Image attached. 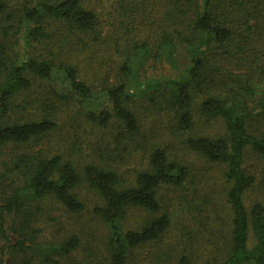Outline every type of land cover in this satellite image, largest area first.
Here are the masks:
<instances>
[{"label": "trees", "instance_id": "1", "mask_svg": "<svg viewBox=\"0 0 264 264\" xmlns=\"http://www.w3.org/2000/svg\"><path fill=\"white\" fill-rule=\"evenodd\" d=\"M145 4L146 0H119V17L124 20L119 27L113 26L115 41L112 44H108L98 30L100 14L92 6V0H36L14 12H9L7 3L0 0V31L7 35L8 28L12 30L15 24H22L27 48L32 43L41 44L53 52L62 45L77 51L80 43L81 51L97 49L100 53L104 44L105 47L115 45L126 52L123 75L134 76L143 68L151 53L148 41L139 39L138 36L143 33L136 28L140 24L139 16H145L141 12ZM3 17L12 25L4 26L1 23ZM48 20L67 26V34L78 35L81 42H69V36L65 39L67 44L65 40L57 41L54 34L43 27ZM142 22L154 31L157 47L172 69L179 71L176 57L179 50L185 47L191 53V65L175 79L146 82L135 79L131 84L127 82L106 87L107 101L112 110L87 114L86 117L103 128L114 122L125 134L138 136V119L126 103L131 101V86L142 84L165 98L168 110L175 112L179 119L177 128L187 132L193 129L191 108L194 91L198 89L204 97L200 112L209 118L222 119L225 126V133L218 137H190L185 142L191 151L208 162L225 166V176L231 183L227 193V203L232 212L231 252L219 264H264V204L255 203L250 211L246 207L244 196L254 185L255 177L243 168L248 145L264 155V136L251 135L247 127V118L252 111H249L245 101L255 95V88L249 85L244 90L248 99L241 97L243 87L237 88L242 74L264 75V1L167 0L163 17L156 20L143 17ZM121 36L126 46L118 44ZM83 37L87 41L84 42ZM233 71H238V74H233ZM80 73L76 64L59 63L54 58L27 55L22 60H5L0 57V151L4 145L28 144L57 128L56 121L47 116L37 120L12 119L16 111L20 112V108L14 105L15 99L21 92L31 89L32 78L50 81L60 76L62 85L70 93L90 102L93 90ZM51 95L57 99H68L54 92ZM149 165V171L138 174L135 186L123 187L120 176L112 169L90 164L79 170L74 163L64 161L59 155L19 157L15 171L21 173L24 182L0 205V235L5 241L2 250L10 248L25 253L31 249L22 236L25 231L32 230V217L25 212L30 202L54 196L69 212L82 213L85 206L74 190L86 183L103 200V205L94 208V214L110 231V264H128L132 250L162 238L170 219L166 214L154 217L139 230H125L122 223L133 211L159 213V190L163 186H182L191 175L188 166L171 160L164 148L153 145ZM9 215L22 216L21 226L16 229L22 237L19 241L11 240L6 233V217ZM250 232L256 240L254 249L249 247ZM79 244L78 237L72 236L62 244L58 253L69 255ZM0 264H4L2 258ZM177 264H192L190 255L183 253Z\"/></svg>", "mask_w": 264, "mask_h": 264}, {"label": "rangeland", "instance_id": "2", "mask_svg": "<svg viewBox=\"0 0 264 264\" xmlns=\"http://www.w3.org/2000/svg\"><path fill=\"white\" fill-rule=\"evenodd\" d=\"M4 1L9 12L36 2ZM92 6L100 14L98 30L102 37L108 44L114 43L113 26L119 27L124 20L119 17V0H92ZM166 10L167 0H146V4L142 6L141 12L145 16H139L140 24L136 28L143 33L138 36L139 39L148 41L151 53L143 68L134 76L122 73V67L126 63L125 49H117L115 45L105 47L104 44L100 53H97V49L81 51V39L78 35L69 36L67 26L55 20H48L43 27L52 32L57 41L69 36V42L79 43L77 51L68 45L56 48V52L34 43L27 48L22 24H15L12 30L8 28L7 35L0 31V57L5 60H22L27 55L38 58L44 56L54 58L59 63H74L81 70V78L94 93L90 102L78 99V96L62 85V78L59 76V79L50 81L32 78L31 89L16 97L14 105L20 108V112L16 111L12 119L37 120L47 116L56 121L57 128L51 134L33 139L28 144L11 143L1 148L0 205L24 182L21 173L15 171V164L21 156L37 158L59 155L64 161L74 163L79 170L90 164L112 169L120 176L123 187H132L136 185L139 173L150 170L152 145L161 147L168 152L171 160L188 166L191 175L182 186H163L159 190V213L133 211L122 223L125 230H139L154 217L166 214L170 219V225L162 238L132 250L128 264H177L183 253L190 255L192 264H219L231 252L232 212L227 203L231 183L225 176V166L208 162L191 151L185 142L190 137H218L225 133V126L222 119L209 118L200 112V103L204 97L198 93L199 90L194 91L195 99L191 108L193 129L187 132L177 128L179 119L175 112L168 110L165 98L142 84H132V89H129L131 101L126 103L138 119V136L125 134L114 122L108 128H103L86 117L87 114L112 110L107 101L106 87L127 82L131 84L135 79L141 82L175 79L191 65V53L185 47L179 50L176 57L179 71L172 69L157 47L154 31L142 22L143 17H148V20L160 19ZM1 20L6 27L12 25L6 17ZM83 41H87L86 37H83ZM67 42L65 40L66 44ZM118 44L126 46L123 36ZM233 74H238V71H233ZM249 85L256 91L250 99L244 91ZM239 87H243L241 97L248 99L245 102L249 111H252L247 118L248 131L255 137H262L264 75L242 74V79L237 84V88ZM52 91L68 99H57L51 95ZM243 168L246 173L255 177L254 185L244 196L246 207L250 211L255 203L264 204V155L248 145L245 148ZM74 193L85 206L80 214L69 212L54 196H47L27 205L25 212L32 217V230L25 231L22 236L27 240L26 246H31V249L25 253L10 248L2 250L5 241L0 235V258L4 264H110V231L94 214V208L103 205L101 196L86 183L74 190ZM22 220V216L6 217L5 230L13 241L22 238L16 232ZM72 236L78 237L79 247L69 255L58 253L62 244ZM255 244V237L250 232V249H254Z\"/></svg>", "mask_w": 264, "mask_h": 264}]
</instances>
